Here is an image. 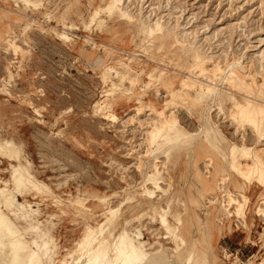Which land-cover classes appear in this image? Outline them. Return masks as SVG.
<instances>
[{
	"label": "rangeland",
	"instance_id": "1",
	"mask_svg": "<svg viewBox=\"0 0 264 264\" xmlns=\"http://www.w3.org/2000/svg\"><path fill=\"white\" fill-rule=\"evenodd\" d=\"M262 82L264 0H0V188L27 251L121 264L129 240L166 264H264V111L259 129L233 116ZM256 157L250 182L233 162Z\"/></svg>",
	"mask_w": 264,
	"mask_h": 264
},
{
	"label": "bare ground",
	"instance_id": "2",
	"mask_svg": "<svg viewBox=\"0 0 264 264\" xmlns=\"http://www.w3.org/2000/svg\"><path fill=\"white\" fill-rule=\"evenodd\" d=\"M239 65H240L239 62H236V61L232 62L231 64L229 63L228 68H226L228 69L226 70L227 71L226 78L235 87H239L247 92L248 90H250L251 84L255 82V78H254L255 76L252 75L251 73H247V74L240 73L239 69L237 68ZM204 70L205 68L201 66L200 71H204ZM220 71L221 69L218 66H215L214 68L208 69L207 72L214 76ZM248 79L251 80L250 83L247 82ZM208 80L209 82L205 84L204 88L210 92H215L214 87H213L214 85H212L213 79L211 78ZM186 83L188 85H195V81L191 78H187ZM259 88L260 89H257L256 95L264 100V82H262L261 87ZM249 100H245L244 102L238 103L237 105H235L236 109L233 112V116L245 115L246 117L249 118L251 122L255 124V127L259 129V124L262 119L261 118L262 112L264 111V104L253 103L252 101H249ZM161 114L164 115L163 117L165 118L166 121H169L168 116H165L166 113L164 114L162 112ZM153 132H154V129H153ZM9 143L10 142H5L3 145H0V147L3 148V146H5L7 148H10V151L12 152L14 151V148L10 147ZM246 153L249 154L248 152ZM257 161H258V157L254 158L251 164L242 163V162H238V164H236L233 162V165L238 169L239 173L248 177V179L251 180L250 182H252L253 179H251V177H253L256 173L257 174L261 173V171L258 170V168L256 167ZM11 168H12L11 169L12 170V174H11L12 181L17 187H23L25 186L26 183L30 182L26 169H24L21 165H17L15 167L12 166ZM16 200L17 199H15L14 195L11 193V191L8 188H6V186L4 188H0V244L4 247L5 240L3 241L2 240L3 237L1 236H6L7 245L5 246L6 248L9 246L10 251H11V255H10L11 257H10L9 264H22L23 260H25V264H38L41 261V258H40L41 249L39 248L37 251H34V250L27 251L26 244L23 243V239L18 234L17 228L15 227L13 221L10 219V217L5 212L6 210L8 213H11V215H13L15 218L26 219V216L22 212L23 210L22 208H24V205H22L21 203H17ZM26 230H28V227H26ZM202 230L203 228L200 226L201 233H202ZM203 235L205 234L203 233ZM124 244L125 245L123 249L119 253H117V257L119 258V261L121 262V264H166V259L163 256V253L161 252L144 253V252L138 251L135 245L129 240H127L126 243ZM7 251L9 250L7 249ZM23 252L27 253L25 258L23 257ZM100 256L104 257L105 253L104 252L95 253L93 257L86 262V264H95L100 259ZM207 261L208 260L206 259H202L200 264H205ZM102 264H110V263L108 261H104ZM192 264H197V263L195 261L194 262L192 261Z\"/></svg>",
	"mask_w": 264,
	"mask_h": 264
}]
</instances>
